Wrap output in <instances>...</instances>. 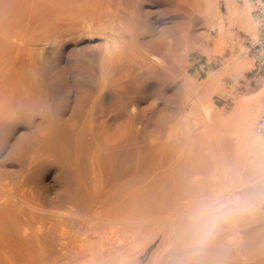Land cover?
<instances>
[{
    "label": "rangeland",
    "instance_id": "1",
    "mask_svg": "<svg viewBox=\"0 0 264 264\" xmlns=\"http://www.w3.org/2000/svg\"><path fill=\"white\" fill-rule=\"evenodd\" d=\"M250 10L0 0V264H70L50 236L89 249L99 227L128 255L151 239L136 264H174L177 244L190 249L184 264H264V74L251 73ZM93 196L103 206L87 227L59 226L57 211ZM174 207L183 215L164 223Z\"/></svg>",
    "mask_w": 264,
    "mask_h": 264
},
{
    "label": "bare ground",
    "instance_id": "2",
    "mask_svg": "<svg viewBox=\"0 0 264 264\" xmlns=\"http://www.w3.org/2000/svg\"><path fill=\"white\" fill-rule=\"evenodd\" d=\"M121 3H123V1ZM128 4H130V3H128ZM248 4L250 5L249 0H248ZM128 7L130 8V6H128ZM129 14H130V16H132L133 11H130ZM251 22H252V25L254 27V33H255V25H254V22L252 20V17H251ZM162 44L163 43H161V45ZM161 66H163V68H164L165 64H161ZM260 75L258 74L257 76H260ZM262 76H264V75H262ZM120 77H119V79H120ZM135 78L137 79V77H135ZM252 119H253V115H251V114H249L246 117V121L248 123L247 133H248L249 138L252 139V142L255 145V148L257 150H259L260 149L259 139H261V138L258 139V137L255 136L253 128L251 129L250 123H251ZM4 193H5V191L2 188V186L0 185V236H1L0 240L2 241V244H4V243L6 244V241H4L6 239V236H8V233L6 232V230L9 229L7 226L9 224L6 225V223H9V222H6V219L8 218L7 217L8 205H7V199H6V196L4 195ZM98 196L97 197L93 196V197H91V199L84 201V202H81L78 200L70 201V204H69V207L67 210H63L62 208L59 207L61 210H63V211H57L55 213V215H57V217H58L59 226L64 224L65 220H67V222L74 229H82L85 225V222L88 221V219H91V217L95 214L99 215L101 210H102L101 207L103 206V202H102L101 198H99ZM59 208L57 210H59ZM78 212H80V213L78 214ZM188 214H189V212L186 211V213H184V216L186 217ZM182 215L183 214H180V213L178 214L177 210H175V207H174V209L171 213V217L166 216V217H163L162 219H163L164 223H167L168 221L175 220L177 217L182 216ZM85 226L87 227V225H85ZM105 226L103 225L104 228H105ZM99 228H98L99 232H97V229H94V231H93V232H95L94 236L91 238V240L89 238L90 241H89V243H87V244H91L90 245L91 248H89V249H88V247L85 249H80V247L78 245L70 246V243H71L70 238H63V237H61V233L59 230L55 231V233L52 236H50V240L53 242V244L55 246H57V250H56L57 258L62 259V260H65L66 258H68L70 264H75V262H71V261H73L74 258H78L79 260H82L83 262L85 261V263H83V264H128V261H129V264H130V261H132L131 264H136L139 257L146 251L149 244L151 243V239H150V241L146 245L139 247L137 249V251L134 252V250H133L134 253H133V255L130 254L131 255L130 256L125 252V248L128 250V248L130 247L128 242L126 243L123 239H121L120 237H117L115 235V231H113L112 228L109 231L110 233L105 232V230L102 228H101L102 231H100L101 229H99ZM83 231H85V229H83ZM87 231L88 230H86V233H87ZM116 231H118V230H116ZM162 233L165 234L166 230L162 231ZM33 236H36V235H33ZM45 237H46V235L42 236V238H45ZM47 241H49L48 237L44 239V242H47ZM83 241L86 242V240H83ZM85 242H83L82 244H84ZM127 244H128V246H127ZM130 248H129V250L131 251L132 249H130ZM129 250H128V252H130ZM189 252H190V249H187L186 246H183V245L178 246V244H177L176 248H174L172 250V254L174 255L173 260H175L174 264H184V262L186 260L187 261L190 260L191 254H189Z\"/></svg>",
    "mask_w": 264,
    "mask_h": 264
},
{
    "label": "built area",
    "instance_id": "3",
    "mask_svg": "<svg viewBox=\"0 0 264 264\" xmlns=\"http://www.w3.org/2000/svg\"><path fill=\"white\" fill-rule=\"evenodd\" d=\"M249 3L250 15L255 25V33L249 46L251 73L255 76L264 74V0H249ZM256 125L264 135V114L258 118Z\"/></svg>",
    "mask_w": 264,
    "mask_h": 264
},
{
    "label": "clouds",
    "instance_id": "4",
    "mask_svg": "<svg viewBox=\"0 0 264 264\" xmlns=\"http://www.w3.org/2000/svg\"><path fill=\"white\" fill-rule=\"evenodd\" d=\"M210 215H211V214H210ZM207 235H208V231H207L206 228L203 229V230L199 233V235L197 236V238L194 239V244H193V246H194L195 249H200V248H202V247L204 246V243H205V241H206V239H207Z\"/></svg>",
    "mask_w": 264,
    "mask_h": 264
}]
</instances>
